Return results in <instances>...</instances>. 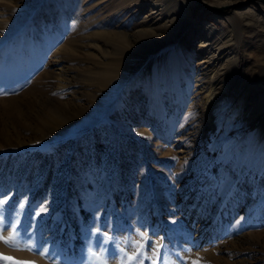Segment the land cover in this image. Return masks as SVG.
I'll use <instances>...</instances> for the list:
<instances>
[{
  "label": "rangeland",
  "instance_id": "obj_1",
  "mask_svg": "<svg viewBox=\"0 0 264 264\" xmlns=\"http://www.w3.org/2000/svg\"><path fill=\"white\" fill-rule=\"evenodd\" d=\"M133 1L0 0V213L20 233L0 253L119 264L145 233L169 264H264V4ZM201 53L231 82L205 138ZM144 57L119 87L106 74Z\"/></svg>",
  "mask_w": 264,
  "mask_h": 264
},
{
  "label": "bare ground",
  "instance_id": "obj_2",
  "mask_svg": "<svg viewBox=\"0 0 264 264\" xmlns=\"http://www.w3.org/2000/svg\"><path fill=\"white\" fill-rule=\"evenodd\" d=\"M239 1H244V0H238V2ZM132 2H135V1L132 0ZM136 6H139L140 8H142L140 4H136ZM143 23H145L144 27L151 28V31H152L153 25H154L152 22H149L147 21V19H144ZM196 26L199 27L200 32H198V37L201 38V43H202V46L204 47L209 44V40H210L209 36L211 32L213 31V27L209 25L207 22H203V21L197 22ZM123 38H122L123 42L127 43L126 38L125 39ZM200 56L203 57L204 58L203 60L205 61H208V62L211 61L204 67H202L201 64L198 65L197 71L195 74V79L197 82L196 89L198 93L201 94V99L204 100V106H202L200 111L196 113V118H197L196 120H200L201 122H204L203 125L201 124H200L201 126L199 125V128H200L199 130L201 134L203 135V137L205 138L208 132L211 133L214 131L215 127L212 125H213V122H215L217 119H216V114L213 112V110L221 94L223 92L229 91V89L231 88V82L225 76V71L224 72L220 71L221 69L220 63L222 59L224 58V56H222V53H219L217 55L213 54L212 56H209V57L206 56L205 53H201ZM144 61H146V57L135 61L133 65H131L130 67L129 66L124 67L120 65L119 62L112 63L110 66L106 68V70H108L106 71L107 72L106 74H110L112 77V82L115 80L114 85L119 87V83L121 82V80H123L124 82L128 81L129 78L133 75V73L137 70V68L140 67V65ZM155 61H159V57L156 58ZM113 91L115 92V90Z\"/></svg>",
  "mask_w": 264,
  "mask_h": 264
},
{
  "label": "snow or ice",
  "instance_id": "obj_3",
  "mask_svg": "<svg viewBox=\"0 0 264 264\" xmlns=\"http://www.w3.org/2000/svg\"><path fill=\"white\" fill-rule=\"evenodd\" d=\"M7 196L3 199H0V205H4L7 201ZM23 207V205H20ZM46 208H41L40 212L37 213L39 215L42 212H46ZM18 221L16 223H5V217L2 213H0V242L5 243L10 247H19L18 240L20 237V233L17 228ZM10 227L12 231L8 236L3 235V231H6L7 228ZM92 235L101 237L99 241V247L105 248L107 250V245L105 241L108 239L107 233H101L99 227H97L94 231L90 230ZM129 242L133 245V248L129 249L132 252L129 255L127 252L123 253L119 264H144L145 260L149 262V264H169L166 257L162 254V249L165 247L162 243L156 245L155 242L151 241L150 237H147L145 233L139 234L138 240H132L129 237ZM23 250L29 251H37L38 254L43 255L45 257L48 256V250L44 249L41 245L40 248H36L35 245L27 244ZM147 253V255H145ZM54 259V258H53ZM94 260L98 261L99 257H95ZM0 261H10L11 264H37L35 261H23L15 258L7 257L4 254L0 253ZM85 264H94V261H85ZM101 264H107V259L101 262ZM189 264H200L199 260H192Z\"/></svg>",
  "mask_w": 264,
  "mask_h": 264
},
{
  "label": "water",
  "instance_id": "obj_4",
  "mask_svg": "<svg viewBox=\"0 0 264 264\" xmlns=\"http://www.w3.org/2000/svg\"><path fill=\"white\" fill-rule=\"evenodd\" d=\"M253 1V0H248V2ZM261 2L264 3V0H260ZM195 2L201 7V8H205V9H209V10H217V11H221L224 9V7H216V6H208L206 4H204L203 2H201V0H195ZM236 6H242L241 4H237L234 5V7Z\"/></svg>",
  "mask_w": 264,
  "mask_h": 264
}]
</instances>
